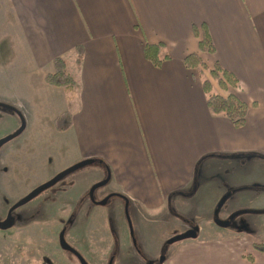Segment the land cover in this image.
Wrapping results in <instances>:
<instances>
[{"label": "crops", "instance_id": "crops-1", "mask_svg": "<svg viewBox=\"0 0 264 264\" xmlns=\"http://www.w3.org/2000/svg\"><path fill=\"white\" fill-rule=\"evenodd\" d=\"M0 7L13 17L0 21V29L7 28L2 33L15 55L1 69L47 80L62 60L76 83L69 126L59 131L68 153H54V172L95 162L51 195L53 203L70 205L71 221L97 213L110 247L128 204L141 253L197 232L162 264H264L254 247L264 244V0H0ZM196 28L210 34L213 54L200 51ZM146 45L159 50V65L146 57ZM190 55L204 66H188ZM216 64L235 76L231 89L248 105L242 127L208 107L204 79L213 92H229L211 79ZM8 84L0 82L2 92L14 89ZM0 101L21 112L25 130L36 123L25 103L12 102L8 93ZM30 104L54 107L48 99ZM42 146L40 139L36 164L44 161ZM107 178L91 201V187ZM110 195L102 205L114 213L108 224L96 206ZM163 221L176 222L179 233L153 228ZM132 237L122 236L121 250L104 245L107 259L116 250L137 255Z\"/></svg>", "mask_w": 264, "mask_h": 264}, {"label": "rangeland", "instance_id": "rangeland-1", "mask_svg": "<svg viewBox=\"0 0 264 264\" xmlns=\"http://www.w3.org/2000/svg\"><path fill=\"white\" fill-rule=\"evenodd\" d=\"M4 19L10 21L13 17L9 13L2 14L0 7V21L4 22ZM5 30H7L5 26L0 29V82L9 83L10 85L13 83L14 89L9 92H2L0 89V96L8 93L12 102L25 103L32 108V115H35L37 119H35L36 123H33L32 128H28L0 149L1 220L6 218L9 209L16 202L61 172H54L57 166L54 153L57 151L62 158L67 156L68 150L65 147L67 141L59 131L68 128L70 114L76 101L73 96L74 88L66 92L63 88L49 84V81L44 80L40 74L26 73L25 71V73H18L14 70L1 69L4 68L3 65L7 66L12 62L15 56L11 50V38H4L2 33ZM68 65L71 66L70 63H67V68ZM53 72L59 76H65L69 73L65 67L61 69L54 68ZM23 87L24 90L22 91ZM231 88L235 87H228V94L234 92ZM47 99L54 103L51 110L43 107L37 108L30 104V101H35L40 105L42 101ZM0 102L2 103V101ZM25 111H28V109H25ZM53 111L56 112V117L52 115ZM43 112L46 113L42 114ZM13 126H15V129L12 132L19 129L21 126L20 116L13 111L0 107V139L10 135L9 132L13 129ZM40 139H42V148L45 150L46 155L44 161L36 164L33 162L36 153L35 144ZM4 161H8V164H5ZM93 166L94 164L82 167L68 174L64 179H68L76 173L88 171ZM64 179L52 190L40 193L31 201L16 209L14 216L17 221L12 228L6 231L0 229V264H80L74 254L62 249L60 246L59 236L62 229L65 230V228L69 232L68 235H65L67 243L78 251L88 264H109L111 260H113L112 264H120V254L121 261L124 264H142L139 259H142L145 264H162L165 259L176 251L179 242L168 244L169 240L176 237L174 235L167 239V243L162 249L159 248L155 252L151 250L141 253L137 246L131 214L128 210L127 212L125 210L122 217L126 222L120 229H115L116 235H112L113 243L110 247L115 246L117 250H121L122 236H126L128 233L133 234L132 239L134 238L133 243L137 247L135 248L137 255L140 257L141 254L143 258L147 259L145 261V258H139L131 249L119 251V253L116 250L107 259L109 253L104 247H108L110 242L101 237L103 232L102 218L96 213L93 215V219L79 218L76 221H70L69 217L76 216V213L71 214L70 210L72 208H70V205L60 203V201L55 204L52 198L49 197L53 191L62 185ZM106 186L107 184L99 187L96 191L102 190ZM96 198L97 196L94 194V199L96 200ZM96 209L101 212L99 214L109 224L110 220L108 221V219H111L110 215L114 214L110 204L106 207L98 205ZM89 216L91 215L89 214ZM70 222H75L74 227ZM115 224L117 223L115 222ZM153 228L167 234L170 232L179 233L180 231V227L176 222L174 224H171V222L167 224L164 221L156 222L153 224ZM122 249L124 248L122 247Z\"/></svg>", "mask_w": 264, "mask_h": 264}, {"label": "trees", "instance_id": "trees-1", "mask_svg": "<svg viewBox=\"0 0 264 264\" xmlns=\"http://www.w3.org/2000/svg\"><path fill=\"white\" fill-rule=\"evenodd\" d=\"M194 31L198 37L201 36L199 43L200 51L202 53L213 54L215 52V45L210 34L204 30L200 35L197 28L194 29ZM144 52L148 59L152 60L156 65H159V50H157L155 47L146 45ZM55 64L57 68H64L62 60H57ZM186 64L188 66H204L202 59L198 55L188 56L186 58ZM209 74L211 79L224 90L228 87H237V79L235 76L226 69L222 68L219 64H216L215 67L209 71ZM46 79L49 81V84L63 88L66 92L69 89L71 90L72 88H76V83L69 74H65V76H59L57 73H55L48 75ZM203 86L208 95V107L210 111L215 115H221L229 118L233 121L236 127H242L245 123L248 105L234 93L223 96L213 92L212 83L208 79H204ZM254 247L256 250L264 253V244L254 242Z\"/></svg>", "mask_w": 264, "mask_h": 264}, {"label": "water", "instance_id": "water-1", "mask_svg": "<svg viewBox=\"0 0 264 264\" xmlns=\"http://www.w3.org/2000/svg\"><path fill=\"white\" fill-rule=\"evenodd\" d=\"M0 107L2 108H5L7 110H10V111H13L15 112L16 114H18L20 116V119H21V126L19 127V129L17 131H15L14 133L0 139V149L2 148V146H4V144H6L7 142H9L10 140L16 138L17 136H19L20 134H22L26 128V122H25V119L23 117V115L21 114V112L9 105V104H6V103H1L0 102ZM95 162V159H86V160H83L67 169H65L64 171H61L60 173H58L56 176H54L52 179H50L49 181L45 182L44 184L36 187L33 191H31L27 196L23 197L22 199H20L18 202H16L8 211V214L6 216V218L4 220H1L0 219V229L1 230H8L10 228H12L15 223H16V220H15V217L13 216V212L20 208L21 206L25 205L26 203H28L29 201H31L32 199H34L36 196H38L40 193L52 188L53 186H55L60 180H62L64 177H66L68 174L82 168V167H85V166H88V165H91ZM109 181V178L105 179L104 181H101L95 185H93L91 187V190H90V198L92 201H95L94 199V193L95 191L99 188V187H102L104 185H106ZM112 196H108L106 198H104L102 201L99 202L100 205H105L107 204L108 200L111 198ZM127 204V203H126ZM128 210V204H127V209H126V212ZM216 223L219 225V226H222V227H225V226H228L229 222L228 221H221V220H216ZM197 237V232L195 230H189L188 232H186L185 234H182V235H178L176 237H174L173 239L169 240L168 241V244H172L174 242H179V241H182V240H186V239H193V238H196ZM59 243H60V246L62 249L74 254L79 262L81 264H88L87 261L80 255V253H78V251H76L70 244L67 243L66 239H65V230H63L61 233H60V236H59ZM164 261V259L162 260V262ZM113 263V260L110 261L109 264H112Z\"/></svg>", "mask_w": 264, "mask_h": 264}, {"label": "flooded vegetation", "instance_id": "flooded-vegetation-1", "mask_svg": "<svg viewBox=\"0 0 264 264\" xmlns=\"http://www.w3.org/2000/svg\"><path fill=\"white\" fill-rule=\"evenodd\" d=\"M17 130H18V129H17ZM17 130H16V131H17ZM55 176H56V175H55ZM64 178H65V177H64ZM64 178H63V179H64ZM63 179H62V180H63ZM62 180H60L59 182H61ZM64 180H65V179H64ZM59 182H58L57 184H59ZM57 184H56V185H57ZM56 185H55V186H56ZM63 185H64V181H63V183H62V186H63ZM53 187H54V186H53ZM53 187H52V188H53ZM52 188H50V189H48V190H52ZM48 190H47V191H48ZM90 190H91V189H90ZM54 192H55V191H53L52 193H54ZM89 193H90V191H89ZM49 197L52 198V196H49ZM89 198H90V195H89ZM90 200H91V198H90ZM91 201H92V200H91ZM7 214H8V213H7ZM13 216H14V212H13ZM14 217H15V216H14ZM15 220L17 221L16 217H15ZM70 221H71V220H70ZM70 224H72V222H70ZM63 230H64V229H62V231H63ZM67 230H68V229L65 228V235L67 234ZM62 231H61V232H62ZM77 259H78V258H77ZM87 263H88V262H87Z\"/></svg>", "mask_w": 264, "mask_h": 264}]
</instances>
